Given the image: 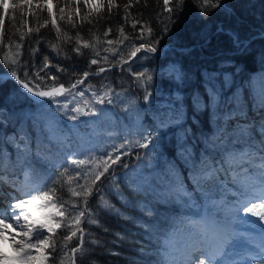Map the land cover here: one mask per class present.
Instances as JSON below:
<instances>
[{
	"label": "trees",
	"instance_id": "1",
	"mask_svg": "<svg viewBox=\"0 0 264 264\" xmlns=\"http://www.w3.org/2000/svg\"><path fill=\"white\" fill-rule=\"evenodd\" d=\"M88 2L91 3L93 0H88ZM95 2L101 6L99 14L95 9L89 11L85 0H51L50 7L56 16V25H53L47 10L35 7L37 3L43 4V0H33L31 8L24 6L23 0H10V4L20 6L10 7L6 17L0 9V19L4 20L3 27L0 28V71L11 70L8 63L4 61L5 56L34 59L38 63L41 54L49 55L51 63H58L60 67L68 69L67 72L59 74L60 80L55 82V85L63 83L69 86L87 69L88 61L94 55L91 49L82 47L84 43L94 44L100 56L109 57L110 63L102 62L104 66L118 65L116 57H128L137 46V41L124 39V37L134 35L131 27L134 20H140L145 24V40L149 39L147 26L158 30L168 20V14L164 12L163 0H146V2L139 0V3L133 0V7L127 22L123 19V5L129 0H115L120 5V9H112L110 14L107 8L108 0H95ZM215 2L216 0H208V3H204V0H185L180 18L174 23L169 22L170 31L160 40L157 52L166 44L176 46L199 44L200 47L193 46L186 50H177L172 47L160 54H152V58L148 60L141 59L142 53H139L137 58L132 60L133 69L136 71L143 70V66L151 69L153 81L152 86L148 88V91L152 93L150 101L143 99V89L140 88L141 80H135L120 66H116L97 77H89L85 84L90 82L100 91L114 88L117 92H124L121 98L123 103L117 100L115 106H106L107 111L97 113L96 116H81L77 121H70L62 113L56 112V105L53 104L48 117H44L37 114L36 105L32 104L30 99L20 94L18 84L14 80L0 76V120L4 121L0 124V158L2 159L0 178H3L8 185L16 182L17 185H21L23 177H25V182L30 181L32 177L25 176L26 170L23 167L25 159L29 158V163L33 164L35 172L39 174L43 161L39 160L35 153L43 155L51 151L59 156L55 145L61 139L71 137L86 141L91 138L97 141L99 148L110 149L112 143L121 142L116 138L126 131L124 125H129L127 114L130 107L126 108V105L145 109L141 117L148 123L151 122L150 118L157 111L163 110L165 106L171 108L170 115L179 113L180 119L177 121L179 128L164 129L154 133L161 144L158 149L163 153L161 162L171 161L176 165V167L169 165V170L177 182L183 183L186 177L181 173L187 172V169L183 167L182 158L177 159L179 144L176 141L180 139L183 142L184 129L189 131L188 153L199 156L206 161L208 166L215 164L217 168H220L222 159H226L228 165L235 163L232 162V156L236 149L228 142L227 135L220 143L221 146H217L218 151H212L210 154L206 151L208 142L205 137L211 135L210 129L215 130L218 127L217 101L215 98L210 101L209 93L212 92L213 86L216 89L223 87V80H214L210 74L216 76H222L225 72L232 74L231 80L234 83L223 92L225 100L222 107L224 110H227V98L236 88L243 85L247 89L249 80L258 84L264 78V73L261 72L264 65L260 61V54L264 53V38L254 37L248 41L250 43L248 50L241 51L236 49L230 33L226 31V29L230 32L236 30L242 40L262 31L264 29V0H227V3L232 6L228 11L234 12V15H226L221 8L209 6ZM61 7L64 8L63 13L60 12ZM62 15L63 19H61ZM72 22H75V27ZM122 26L124 32L120 33ZM57 27L60 28L59 33L56 32ZM139 27L140 25H137V28ZM29 28L32 29L31 33L28 31ZM37 28L40 29L39 34L36 33ZM109 28L111 32H108ZM220 28H223V31H219ZM106 32H108L107 36L104 35ZM109 39L113 41L111 46L107 44ZM21 43L22 47L17 49L16 45ZM75 43L81 45L83 55L70 51ZM53 44L60 50L59 56H56V51L52 49ZM54 56L56 59H53ZM225 60L231 62L230 66H224ZM173 66L177 69L175 72L171 70ZM96 67V65L92 66L93 69ZM180 76L185 79L180 80ZM51 86L53 82L50 81L48 87ZM206 89L208 92L205 91ZM245 95H247L246 92ZM86 97L91 99L87 93ZM57 99L63 101L65 98L60 96ZM177 101L180 102L179 108L171 107ZM81 108L82 111L86 110L83 104ZM251 115L250 110L249 118ZM45 119L55 122L53 129L50 130L44 126ZM127 130L130 131V128ZM17 132L29 136L31 152L21 153L13 148L16 143L14 133ZM230 135L239 137V129ZM129 139L132 137L130 136ZM212 139L216 140L217 137L212 136ZM225 148L232 150V154L225 153ZM143 154V150H140L141 157ZM236 157L240 162L242 157L240 155ZM123 159L128 164V169L117 167L115 174L110 177V182L107 184L108 188L116 190L112 194H106L105 197L108 204L112 208L119 209V212L108 208L100 216L98 225L89 226L84 244L89 253L87 264H159L166 255L164 248L174 250L176 244L179 245L181 237L184 236L182 231H176L174 224L179 223L180 219L192 220L191 210L194 207L204 204L208 209L210 206L209 194L202 188L197 189L201 195L192 198L193 203H184L179 197L176 200L170 199L173 192L162 190L167 181L161 167H156L153 163L145 168L135 155L125 156ZM93 163H99V159ZM200 167L203 168L204 165ZM11 168L16 170V174ZM133 168H135L134 171ZM173 168L177 173L173 171ZM20 173L22 174L17 175ZM221 174L226 180L224 183L227 184L230 174L224 170ZM145 189H151V191H145ZM60 195L61 191L58 189L56 193H50V199L56 202ZM188 195L192 194L188 193ZM205 197L208 198L207 201L204 200ZM63 199L67 204L74 202L67 185L63 189ZM145 204L149 210H142ZM100 207H103V204ZM54 210L57 214L64 209L57 202ZM90 218H97V214L94 213ZM105 227L108 229L106 232L103 230ZM185 238L183 240L186 242ZM94 240L98 243L93 244ZM76 243L73 239L69 242V247L75 246ZM82 255V253L78 254L77 264H81ZM49 264H51V259Z\"/></svg>",
	"mask_w": 264,
	"mask_h": 264
},
{
	"label": "snow or ice",
	"instance_id": "2",
	"mask_svg": "<svg viewBox=\"0 0 264 264\" xmlns=\"http://www.w3.org/2000/svg\"><path fill=\"white\" fill-rule=\"evenodd\" d=\"M85 2L89 11L95 9L97 14L101 12V6L95 0L91 3L88 0ZM135 2L139 3V0ZM204 3H208V0H204ZM50 4L51 0H45L43 4L37 3L35 7L46 9L51 17V23L56 25V16ZM184 4L185 0H163L164 12L168 14V20L158 30L147 26L148 40L144 38L146 26L140 20H134L131 25L134 35L124 37V39H133L138 43L128 57H116L117 64L135 80H141L140 88L143 89L145 100L150 101L152 97V93L148 91L153 81L151 69L143 66V70H134L131 58L137 57V53H142L141 59L148 60L152 58V54L157 53L160 40L170 31L169 22L174 23L180 18ZM23 5L31 8L33 0H23ZM19 6L10 4V0H0V9L3 10L5 17L10 7ZM209 6L221 8L226 15H234V12L228 11L232 6L227 3V0H216L215 4ZM132 7L133 0L123 5L125 22L128 21ZM107 8L110 14L112 9L119 10L120 5L115 0H108ZM60 12H64L63 7L60 8ZM63 18L62 15L61 19ZM72 23L75 27V22ZM3 24L4 20L0 19V28ZM137 25L140 27L137 28ZM218 30L223 31V28ZM28 31L31 33L32 29L29 28ZM39 31L40 29L37 28L36 33L39 34ZM56 32H60L59 27L56 28ZM108 32H111V28ZM108 32L104 35L107 36ZM123 32L122 26L120 33ZM230 35L237 50H248L250 43L242 40L239 32L232 30ZM260 36L264 38V31L260 33ZM107 44L111 46L113 41L109 39ZM21 47L22 43L16 45L17 49ZM82 47L91 49L94 55L89 59L87 69L79 78L71 82L67 89L63 83L56 88L55 82L60 80L59 74L67 72L68 69L60 67L58 63H51L49 55L41 54L38 63L34 59L5 56L4 61L8 63L11 70L0 72V76H8L18 84L20 94L36 105L38 115L48 117V112L55 104V111L62 113L70 121L80 120L81 116H96L97 113L107 111L106 106H115L117 100L123 103L121 98L124 92H117L114 88L100 91L90 82L85 84L89 77L94 78L108 72L115 65L105 67L102 62H109V57L100 56L94 44L84 43ZM82 47L79 43H75L70 51L83 55ZM52 49L56 51V56L60 55V50L55 44L52 45ZM113 55L116 56L115 53ZM53 59L56 57L54 56ZM260 61L264 65V53L260 54ZM230 64L229 60L224 61V66H230ZM93 65L97 67L93 69ZM231 75L227 72L222 76L210 74L214 80L222 79L223 87L216 89L213 86L212 92L209 93V100L215 98L217 101L218 127L215 130L210 129L211 135L205 137L208 142L207 154L218 151L217 146L224 141L226 135L228 142L232 143L237 150V155L242 154L239 163L228 165L226 159L220 161V168H223L225 172L236 174L234 177L230 175L227 184L223 183L220 168H217L215 164L208 166L205 160L187 152L190 143L188 129H184L183 142L180 139L176 141L179 144L177 159L182 158L183 167L187 169V172L181 173L186 179L183 183H178L169 170V165L172 167L176 165L171 161L161 162L163 153L158 151L161 144L154 133L164 129L179 128L180 125L177 123L180 119L179 113L170 115L171 108L165 106L163 110L157 111L148 123L141 117L145 109L126 105V108L130 107L127 114L129 125H124L126 131L116 138L121 142L112 143L110 149L99 148L97 141L91 138L85 141L69 137L56 142V152L59 156L51 151L43 155L35 153L39 160L43 161L39 174L35 172L33 164L29 163V158L25 159L23 165L26 170L25 176H31L32 179L26 180L25 185L19 189L13 184L8 200L0 203V240H3L6 235L10 236L15 253L9 255L7 252L0 251V264H49L50 259L51 264H65V262L77 264L78 254L81 253L83 254L80 257L81 264H87L89 253L84 247L85 234L90 225H98V220L106 209L112 208L105 197L106 194L114 193L116 189L108 188L107 184L110 182V177L115 174L117 167L128 169V164L125 163L123 157L130 155H135L145 168L153 163L156 167L162 168L167 181L162 190L173 192L170 197L172 200L179 197L184 203L190 204L192 198L201 195L197 191L198 188H202L209 194L210 206L199 222L180 219L179 223L174 224L177 232L184 233L187 238L186 242L177 245L175 250L165 247L166 255L159 264H264V78L258 84L249 80L247 89L243 85L236 88L227 98L228 106L227 110H224L222 107L225 100L223 92L234 83ZM179 79L183 80L185 77L180 76ZM50 81L53 82L52 89L44 90ZM82 85L84 87H81ZM205 91L208 92V89ZM86 93L91 97L90 100L86 97ZM60 96L65 99L58 100L57 97ZM81 104L86 110L82 111ZM179 106L180 102L177 101L171 107L179 108ZM250 110L251 118H249ZM3 123L4 121L0 120V124ZM54 124V121L45 119L44 126L50 130L54 128ZM129 128L130 131L127 130ZM237 129L240 131L239 137L230 135ZM61 135L63 136V133ZM130 136L132 139H129ZM212 136H216L217 139L213 140ZM14 139L16 140L13 145L15 150L21 153L31 152L32 146L28 135L17 132L14 133ZM140 150L144 152L142 157ZM224 151L229 155L232 154L230 149L225 148ZM96 159H99V163L94 164L93 161ZM235 159L236 156H233V160ZM200 165L204 167L201 168ZM65 185L71 190V198L74 200L71 204H67L63 199ZM58 189L61 195L57 197L56 202H53L50 199V193L54 194ZM145 191L150 192L151 189H145ZM188 193L192 195L189 196ZM120 198L123 199V197ZM57 202L64 210L56 215L41 211L55 208ZM101 204L103 207H100ZM112 210L119 212V209L112 208ZM142 210H149L146 204ZM37 212H40V215H37ZM94 213L97 214V218L91 219ZM248 216L255 218L262 225L260 239L258 242L252 240L241 248V241H250V238L242 233L237 225L248 222ZM103 230L106 232L108 229L105 227ZM116 235L119 236V234ZM73 239L77 243L69 247V242ZM92 243L96 244L98 241L94 240Z\"/></svg>",
	"mask_w": 264,
	"mask_h": 264
},
{
	"label": "rangeland",
	"instance_id": "3",
	"mask_svg": "<svg viewBox=\"0 0 264 264\" xmlns=\"http://www.w3.org/2000/svg\"><path fill=\"white\" fill-rule=\"evenodd\" d=\"M44 2H45V0H43ZM228 30V29H227ZM262 31H264V29L262 30ZM262 31H259L258 33H261ZM254 34H256V33H254ZM253 35V34H252ZM251 36V35H250ZM176 46V45H175ZM139 55V54H138ZM137 58V57H136ZM173 72H175L177 69L173 66V68L171 69ZM262 73H264V69L261 71ZM232 143H230V145H231ZM218 146H221V144L220 145H218ZM231 146H233V145H231ZM217 148H219V147H217ZM246 150V149H245ZM217 153V152H216ZM234 156H237V150L234 152V154H233ZM240 156L242 157V154H240ZM208 158H211V156H207ZM207 158V159H208ZM1 161H2V159L0 158V166H1ZM232 162H235V163H239V161H238V158L236 157V159L235 160H233V156H232ZM12 169V172L14 173V174H16L15 173V171H14V169L13 168H11ZM172 170V169H171ZM222 170H224L223 168L222 169H220V171H222ZM173 171H175V169L173 168ZM176 172V171H175ZM174 172V173H175ZM177 173V172H176ZM175 173V174H176ZM1 174V173H0ZM22 173H20V174H17V175H21ZM232 177H234L236 174H235V172H231V173H229ZM133 175H135L134 173H133ZM137 176V175H136ZM224 176H226V175H224ZM227 177V176H226ZM30 180V179H29ZM226 180H225V178H223V183L225 182ZM179 183V182H178ZM16 184H17V182H16ZM4 185V184H3ZM25 184L24 183H22L21 182V185L19 184L18 186H17V188L19 189V188H21V187H23ZM3 189L5 190V194L6 193H8V195L11 193V191H12V189L11 190H9L5 185L3 186ZM7 190H8V192H7ZM3 191V190H2ZM180 191H183V189H180ZM8 199H6V201H7ZM204 200H208V198H204ZM191 203H193V200H191ZM195 206H197V205H195ZM206 210H207V208H206V206L203 204V205H198L197 207H194L191 211H192V217H191V219L193 220V221H197V222H199L200 220H201V217L202 216H204L205 215V212H206ZM41 211H45L47 214H52V215H55L56 214V212H55V210H54V208H49V209H46V210H41ZM247 221L248 222H244V223H240V224H238L237 225V227L239 228V230L242 232V233H244L246 236H248L249 238H250V241H241V244H243V247L245 246V245H247V244H249L252 240H254V241H256V242H258L259 241V239H260V232H261V227H262V225L259 223V222H257L256 221V219L255 218H253V217H251V216H248L247 217ZM184 237H186L185 235L183 236V237H181V239H180V241H179V243L181 244V243H183V242H185L184 240H183V238ZM185 239H187V238H185ZM178 243V244H179ZM176 246H177V244H176ZM175 250V249H174Z\"/></svg>",
	"mask_w": 264,
	"mask_h": 264
},
{
	"label": "bare ground",
	"instance_id": "4",
	"mask_svg": "<svg viewBox=\"0 0 264 264\" xmlns=\"http://www.w3.org/2000/svg\"><path fill=\"white\" fill-rule=\"evenodd\" d=\"M134 59H136V58H134ZM134 59H132V60H134ZM2 183H5V185L8 186V183L5 180H3V178H0V203L5 202V197L2 194V186H1ZM37 215H40V212H37ZM17 231H19V229H17ZM241 248H243V244H241ZM0 251L7 252L9 255H14L15 254L14 253V247H13V244L11 242V237L10 236L6 235L3 240H0Z\"/></svg>",
	"mask_w": 264,
	"mask_h": 264
},
{
	"label": "water",
	"instance_id": "5",
	"mask_svg": "<svg viewBox=\"0 0 264 264\" xmlns=\"http://www.w3.org/2000/svg\"><path fill=\"white\" fill-rule=\"evenodd\" d=\"M226 31L227 32H229V33H231L229 30H227L226 29ZM260 36V33H256V34H253V35H251V36H249L248 38H246V39H244V41H249V40H251V39H253L254 37H259ZM193 46H197V47H200V45L199 44H196V45H194V44H190V45H188V46H175V45H172V44H166V45H164L163 47H162V49L160 50V51H158L157 53H162L164 50H166V49H168V48H176L177 50H186V49H190V48H192ZM138 54L139 53H137V56H138ZM136 58V57H135ZM131 59H134V58H131ZM111 66V65H110ZM116 66H119V65H115V66H112L111 68H113V67H116ZM105 67H109V66H105ZM0 72H3V71H0ZM4 77H7L8 78V76H4ZM76 80V79H75ZM74 80V81H75ZM60 84V83H59ZM59 84H56L55 85V87L56 88H58L59 87ZM52 87L53 86H51V87H48V88H46V89H44V90H51L52 89ZM64 87H65V89H67L69 86H65L64 85Z\"/></svg>",
	"mask_w": 264,
	"mask_h": 264
}]
</instances>
